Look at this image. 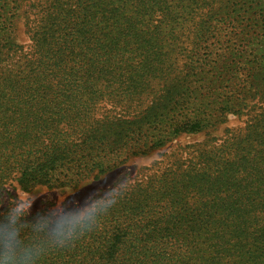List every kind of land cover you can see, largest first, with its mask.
<instances>
[{"label": "rangeland", "instance_id": "1", "mask_svg": "<svg viewBox=\"0 0 264 264\" xmlns=\"http://www.w3.org/2000/svg\"><path fill=\"white\" fill-rule=\"evenodd\" d=\"M6 15L14 47L0 53V82L14 77L40 94L4 98L0 115L10 127L0 132L12 133L11 121L28 110L27 147L59 143L85 161L93 134L116 168L96 183L83 168L75 189L63 186L75 182L64 168L51 188L22 192L9 184L4 206L9 193L28 215L85 209L100 191L162 173L173 155L187 167L264 121V0H0V19ZM160 114L176 127L196 123L194 133L155 150L141 147L138 135L152 134L147 119L159 122ZM19 147L7 146L10 153ZM139 149L148 155L131 156ZM259 165L264 172V152Z\"/></svg>", "mask_w": 264, "mask_h": 264}, {"label": "trees", "instance_id": "2", "mask_svg": "<svg viewBox=\"0 0 264 264\" xmlns=\"http://www.w3.org/2000/svg\"><path fill=\"white\" fill-rule=\"evenodd\" d=\"M4 25L8 30L0 31V53L14 47L9 33L13 20L7 15L0 19V30ZM15 79L0 82V106L6 97L22 102L40 94L35 85ZM130 81L129 88L137 92L136 79ZM19 113L11 121L12 133L0 132V264H264V172L259 165L264 121L220 148L204 150L187 167L173 155L162 173L100 191L85 209L55 213L46 208L28 215L16 208L9 193L11 201L2 205L7 185L14 183L22 192L51 188L64 168V177L75 182L63 186L75 189L84 180L83 168L96 183L116 166L103 139L93 134L89 141L96 142H88L85 161L59 143L27 147L30 127L22 123L29 122L31 112ZM162 116L159 122L147 119L152 134L138 135L141 147L155 150L182 133H194L196 123L176 127ZM8 126L0 115V127ZM16 141L21 147L10 153L7 146ZM147 155L139 149L131 156ZM68 160L73 162L69 169L64 166Z\"/></svg>", "mask_w": 264, "mask_h": 264}]
</instances>
